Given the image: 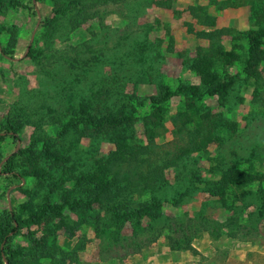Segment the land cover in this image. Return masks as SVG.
Returning a JSON list of instances; mask_svg holds the SVG:
<instances>
[{
	"label": "rangeland",
	"instance_id": "rangeland-1",
	"mask_svg": "<svg viewBox=\"0 0 264 264\" xmlns=\"http://www.w3.org/2000/svg\"><path fill=\"white\" fill-rule=\"evenodd\" d=\"M207 2L0 0V217L40 216L11 234L14 264H124L182 224L196 253L169 248L190 264H264V60L246 35L264 18L215 25ZM149 148L166 188L103 190Z\"/></svg>",
	"mask_w": 264,
	"mask_h": 264
},
{
	"label": "trees",
	"instance_id": "trees-1",
	"mask_svg": "<svg viewBox=\"0 0 264 264\" xmlns=\"http://www.w3.org/2000/svg\"><path fill=\"white\" fill-rule=\"evenodd\" d=\"M96 1H98V2H114L115 3V2L120 1V0H96ZM260 1L261 0H258L259 3H260ZM252 4L255 5L256 1L255 0L252 1ZM225 5L230 6V5H233V3L230 0H227V1H225ZM252 18H253L252 21L254 22V24L262 25L263 18H264V12L261 14V13L257 12L254 8ZM211 20H212V23L216 25V19L212 17ZM226 30H224V32ZM246 35H248L249 38L250 37L252 38V40L250 39L249 58L253 59L254 61L257 62V61H260L261 57L263 56L261 61L264 60V55H263L264 43L262 40V37L264 35V29H259L258 31L252 29V30L246 32ZM197 73L202 74V71L198 70ZM181 92H183V90ZM212 92L213 91H210V93H212ZM212 94H214V93H212ZM173 95H174V93H172V92L168 93L167 97H164L163 99L162 98L161 99L160 98L154 99V101H155L154 103L158 104V105L163 104L165 101H167V99H169ZM153 152L154 151L152 149L150 151V148H149V151L147 153V159L144 160L143 162H140L138 165H136L137 163H134L133 165H132V163H128L127 165L133 166V167H131L130 171H124V173H127V175H123L120 177L118 175H116L115 177L111 178L109 180V183L103 187V190H105L106 192H107V190L112 191L114 189L119 190V191L122 189H125L124 191H130L131 189L134 188L140 192H150L151 194H153V193H157V192L161 191L162 189L166 188L169 183L163 177V175L160 171V168H159L160 166L154 162L158 158L153 156V155H156ZM110 170H112V168ZM133 172H135L136 174L132 175ZM253 180H255L254 176L250 175L247 178V181H242L240 179V180H238V182H239V185L244 186L245 183H251ZM121 186H122V188H121ZM236 188L239 189L240 187H236ZM235 194L238 195L237 193H235ZM122 216L123 215L120 213H115L113 218L116 217L118 219L119 218L121 219ZM39 217L40 216H38L37 218H34V216L32 215L29 217V219H23L22 216L20 214H17V213L12 214L10 217L9 216L0 217V241L2 242L5 240V249H3V251H0V264H4L2 256L5 257L8 264H14V259L18 253L16 251L12 250L11 234L16 235L19 232L20 227L27 222H35L36 223L38 221ZM170 224L173 226V224H176V223H170ZM182 226L184 228V224H182ZM183 228L180 226L179 228L177 227L176 229H172L173 234L167 236V239L169 240V247L173 250H178V249L180 250V249H183V246H186L187 249H190L191 251L196 253L194 247H192V245L190 243H188V245H185V244H187V242L184 244H181L182 240H184V237L182 235H181L180 239H179V237L176 236V234H179V235L182 234L180 231ZM189 230L191 232L192 230H195V229H192V230L189 229ZM177 239H179L181 241H178ZM175 246L177 248H175ZM75 250L77 251L78 249L76 248ZM59 251L62 255H64L66 253L63 250H59ZM76 251L73 253L66 254L65 260H69L72 258L71 260L73 262H76L78 260V257H77L78 253ZM42 257L53 258L54 253L49 252V253L44 254V256H42Z\"/></svg>",
	"mask_w": 264,
	"mask_h": 264
},
{
	"label": "crops",
	"instance_id": "crops-1",
	"mask_svg": "<svg viewBox=\"0 0 264 264\" xmlns=\"http://www.w3.org/2000/svg\"><path fill=\"white\" fill-rule=\"evenodd\" d=\"M225 1L227 0H208L206 6L210 3L219 4L220 8H216L214 10L215 19L218 23L222 24L226 27H237L235 22L237 21H251L253 18V6L245 4V5H230L226 6ZM202 2V1H201ZM205 2V1H204ZM210 2V3H209ZM245 16V19L241 18ZM234 23V24H233ZM247 30V29H240ZM178 252L171 251L168 246L163 244L162 242L154 243L151 248L143 253L136 254L130 257L124 264H190L188 255L180 252L179 256L176 257Z\"/></svg>",
	"mask_w": 264,
	"mask_h": 264
}]
</instances>
